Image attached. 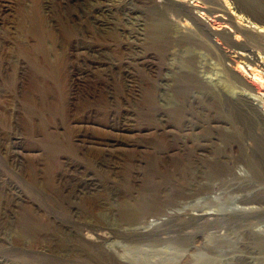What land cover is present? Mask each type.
I'll use <instances>...</instances> for the list:
<instances>
[{
	"label": "rangeland",
	"instance_id": "1",
	"mask_svg": "<svg viewBox=\"0 0 264 264\" xmlns=\"http://www.w3.org/2000/svg\"><path fill=\"white\" fill-rule=\"evenodd\" d=\"M0 11V264H264V0Z\"/></svg>",
	"mask_w": 264,
	"mask_h": 264
},
{
	"label": "bare ground",
	"instance_id": "2",
	"mask_svg": "<svg viewBox=\"0 0 264 264\" xmlns=\"http://www.w3.org/2000/svg\"><path fill=\"white\" fill-rule=\"evenodd\" d=\"M0 12H2V11H0ZM98 14V13H97ZM96 14V15H97ZM100 15V14H99ZM104 16V15H103ZM189 16V15H188ZM96 18V17H95ZM244 19L245 20H248V22L254 27V28H256L257 30H258V32H264V19H262V21L260 22V23H262L261 25H256L253 21H251V19H253L252 17H251V19L250 18H248V17H246V16H244ZM105 20V19H104ZM107 23V22H106ZM110 23V22H109ZM106 25V24H105ZM104 25V26H105ZM101 26H103V24L101 25ZM103 26V27H104ZM107 26V25H106ZM207 26H204V27H200V26H198L197 28H196V35H198L199 36V38L200 39H202V40H204L203 38L205 37V38H209V31L207 30V28H206ZM234 31H239V29H237V28H235L234 29ZM156 33H158V35L160 36L161 35V33H162V29H160V31L159 32H156ZM164 35V34H163ZM189 36H191V37H193L191 34L189 35L188 34V36L187 35H184V37L186 38H188ZM176 37V36H175ZM203 37V38H202ZM262 37H264V36H262ZM185 40V39H184ZM173 41H177L176 39L175 40H173ZM251 41V39L250 38H247L246 39V44L248 43V42H250ZM198 42L196 41V44H197ZM166 44H168V43H166ZM165 44V45H166ZM244 48V47H243ZM253 49H246L245 51H247V54H245V55H243V56H241L240 57V59L241 60H243V62L245 63V64H247L248 66H251V67H253V69H251V73H252V75L253 76H255V77H258L259 79H262V82H264V75H262L261 74V71L262 72H264V60H261V61H259V54H257L255 51H260V53L261 54H264V44H262V42H260V41H258V43H256V45H254L253 47H252ZM127 58V57H126ZM128 60H129V58H128ZM129 61H131V60H129ZM140 61V60H139ZM137 62H138V60H137ZM136 62V63H137ZM129 63V62H128ZM128 65V64H127ZM139 65V64H138ZM142 65V64H141ZM125 70L127 71V70H129V69H127V68H125ZM123 74V73H122ZM129 74V73H128ZM131 78V77H130ZM128 80V79H127ZM132 80V79H131ZM133 81H131V83H132ZM189 83H191L192 85L196 82V83H198L197 82V79L196 78H192L191 80H189L188 81ZM130 83V82H129ZM195 85V84H194ZM202 85V84H201ZM193 87H196V86H193ZM215 99L217 100V102H219V103H224V104H226V106L229 108V110H231V109H237V111L240 113V114H242V115H244V113H243V107L244 106H246V107H248V108H246L245 109V111L247 112V113H254V112H256V116L259 118V120H260V122H264V115H262L260 112H258L257 111V108L256 107H254V106H252L251 104H249V103H247V101H248V99L245 97V96H243V95H237L236 96V100H234V101H231V100H229L227 97H225L222 93H220V92H216L215 93ZM259 99V98H258ZM235 101H237V102H239V104L240 105H238V103H236ZM250 122H253L254 124H256L255 123V121L253 120V118L252 117H248L247 118ZM122 126V125H121ZM246 136H247V138H249V136L246 134ZM243 137V136H242ZM259 157L260 158H262L261 160H264V149H261L260 150V154H259ZM258 158V157H257ZM260 158H258V159H260ZM258 162V161H257ZM254 169L255 170H258V172H264V162H260V160H259V163H257L255 166H254ZM184 216V215H183Z\"/></svg>",
	"mask_w": 264,
	"mask_h": 264
}]
</instances>
